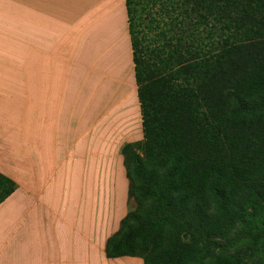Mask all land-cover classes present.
Masks as SVG:
<instances>
[{"label": "trees", "instance_id": "1", "mask_svg": "<svg viewBox=\"0 0 264 264\" xmlns=\"http://www.w3.org/2000/svg\"><path fill=\"white\" fill-rule=\"evenodd\" d=\"M263 3L126 0L144 141L123 149L137 209L109 240L108 259L264 264ZM220 79L228 93L203 94ZM170 107L181 126L179 117L201 119L197 135L163 132ZM16 189L0 173V205Z\"/></svg>", "mask_w": 264, "mask_h": 264}, {"label": "crops", "instance_id": "2", "mask_svg": "<svg viewBox=\"0 0 264 264\" xmlns=\"http://www.w3.org/2000/svg\"><path fill=\"white\" fill-rule=\"evenodd\" d=\"M104 12L106 15L98 24H111L119 18L123 26V47L127 63L110 61L104 64L99 60L98 67L101 68L102 75L105 78L107 75V80L101 82L106 84V87L101 88L100 77H96L98 95L92 96L88 104L92 109H111L117 99H121L120 88L112 87L114 83L111 82V77L114 75L118 80L117 84L124 88L125 94L123 99L117 102L121 104L126 101L124 106L134 112V100L139 98L134 95L136 93L132 94L131 88L136 85V78L130 80L132 84L128 83V87L124 75V66L129 68L133 63L126 0H112L108 10ZM115 43L114 50L118 45L117 41ZM60 76L66 77L64 83L59 79ZM73 77L68 74L60 75L57 70L55 75L47 77L58 84L55 88L46 86L44 92L40 90L44 100L37 106L45 110L44 116L41 115L33 121L30 113L31 91L28 88V112L22 119L21 133L14 131V119L0 117V157L4 156V149L8 157L14 155L13 152L17 149L22 152L23 162L27 166L23 169L24 178L20 180L12 169L3 167V159L0 158V173L18 180L19 186L17 191L0 205V264H145L142 258L108 259L106 254L109 240L120 231L122 222L130 212V183L122 152L125 146L141 142L144 138L143 131L141 129L133 134L128 123L125 122L126 127L124 124L122 127L124 121L102 118V123L114 120L119 124L121 133L115 140L123 139L126 143L121 147V155L116 153L114 165L99 169L102 173L99 181H96L93 161L73 164L71 159L68 163L65 162L62 141L78 138L71 131H60L63 124L72 128L75 119L72 110L76 108L77 77H74V80ZM58 85L61 87L56 93L54 89H58ZM120 107L121 105L112 108L113 116L119 117ZM137 107L141 109L139 104ZM44 108L50 110L46 112ZM36 123L40 125L39 131L34 132L32 125ZM107 137L112 139L110 134L102 136L104 140H107ZM37 141L40 143L37 144ZM72 153L73 151L66 154V157L72 158ZM92 155L93 151L89 156L93 157Z\"/></svg>", "mask_w": 264, "mask_h": 264}, {"label": "rangeland", "instance_id": "3", "mask_svg": "<svg viewBox=\"0 0 264 264\" xmlns=\"http://www.w3.org/2000/svg\"><path fill=\"white\" fill-rule=\"evenodd\" d=\"M262 1L264 2V0ZM111 2L112 0H0V117L14 119L17 124L13 126L14 131L21 133L23 131L22 119L28 112L26 102L28 88L31 91L30 113L33 121L41 115L44 116L45 110L42 108L41 110L37 106L39 102L44 100V96L41 97L40 95V90L44 92L46 86L55 88L58 84L55 80L47 79V77L55 75L56 70L60 72V75L68 74L74 77L77 75L75 85L76 108L72 110L75 119L71 125L72 128L63 124L60 131H71L78 138L72 141L63 140L61 148L67 163L71 159L73 164L91 163L90 160L93 161L96 181L102 178L99 169L103 166L109 165L111 167L114 165L116 153L118 152L117 154L120 156L121 147L126 143L123 139L115 140L121 130L118 129L119 124L115 123L114 120L124 121L121 122L122 127L124 125L126 127V123H128L133 134L140 132L141 129L143 131L142 113L141 109L137 107V104L140 105L139 99L134 98L136 106L134 112L124 106L126 101L119 104L117 101L122 100L125 95L123 93L124 88L117 84L118 80L114 75L111 77V82L114 83L112 87L120 88L121 99H117L112 108L115 109L116 106L121 105L119 117L113 116L114 109L112 108L98 110L92 109L88 104V100L90 103L91 97L96 94L98 89L96 77H100L99 86L101 88L106 87V84L101 82L104 79L107 80V73L104 72L105 78L101 73V68L98 67L99 60L104 64L110 63V61L124 62L127 60L123 47L125 32H123L119 18L114 23L112 21L111 24H98L105 17L106 12L104 11L108 10ZM116 41L118 45L114 50ZM263 52V48H260L256 54ZM253 53L255 54L254 50L247 56ZM253 57L250 58L254 60ZM232 65H234L233 62ZM112 69L114 70V66ZM124 69L125 83L127 82L129 87V84H132L130 80L135 78L134 62L129 68L124 66ZM65 78L59 77L63 83ZM260 80L264 82V76L260 77ZM60 87L58 85V89H54V92H59ZM204 88L203 94L206 95L229 88V85L225 80L220 79L216 82H208ZM131 89L132 94L136 93L134 95L138 96L137 84ZM250 89H254L253 86ZM223 92L228 93L229 91L227 89ZM168 112L170 118L165 124L163 132L170 134L169 137L172 139L177 135L185 139L193 137L196 134L194 131L196 124H198L197 128H202V125L200 126L201 119L193 120L186 116L179 117L186 121L185 125L181 126L178 124L180 122L177 119L178 114L173 111L172 107L168 109ZM173 112L174 115H172ZM103 117L114 120L102 123ZM39 126L37 123L32 125V131H39ZM121 129L123 130V128ZM104 134L107 136L110 134L113 140L108 139V137L107 140H104L102 138ZM93 142L94 145L92 146ZM39 143L37 141V144ZM71 151H73L72 158H67L66 154H70ZM92 151L93 157L89 156ZM136 152L143 159H146V150L137 149ZM5 153H7L6 149L3 150L4 156L0 157L3 159V167L7 169L8 166L15 172V176L22 180L24 178L23 169L27 167L23 162L22 152L16 149L13 152L15 154L9 157ZM8 179L16 184L18 189V180ZM136 209L137 204L129 200V213Z\"/></svg>", "mask_w": 264, "mask_h": 264}]
</instances>
